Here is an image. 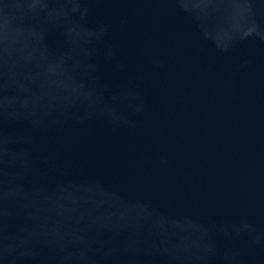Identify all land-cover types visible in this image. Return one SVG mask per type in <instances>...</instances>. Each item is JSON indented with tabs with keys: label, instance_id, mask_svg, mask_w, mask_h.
Instances as JSON below:
<instances>
[{
	"label": "water",
	"instance_id": "1",
	"mask_svg": "<svg viewBox=\"0 0 264 264\" xmlns=\"http://www.w3.org/2000/svg\"><path fill=\"white\" fill-rule=\"evenodd\" d=\"M0 264H264V0H0Z\"/></svg>",
	"mask_w": 264,
	"mask_h": 264
}]
</instances>
